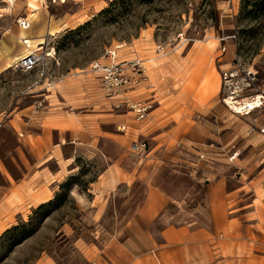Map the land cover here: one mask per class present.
<instances>
[{
  "label": "rangeland",
  "instance_id": "obj_1",
  "mask_svg": "<svg viewBox=\"0 0 264 264\" xmlns=\"http://www.w3.org/2000/svg\"><path fill=\"white\" fill-rule=\"evenodd\" d=\"M13 4L0 3V264H106V253L119 243L133 253L118 264H164L160 231L172 219L134 221L151 185L169 196L172 214L187 218L195 208L210 210V223L221 225L218 239L229 234L231 211L245 202L254 203L253 213L259 207L264 224V99L252 112L237 113L223 100L221 79L224 71L236 73L229 89L236 100L264 95V0H108L55 35L49 17L75 14L83 3L49 4V17L36 22L28 5L24 15ZM22 17L31 26L21 31ZM117 45L127 76L137 80L117 96L131 100L121 107L92 67L108 63L106 51ZM36 49L39 65L21 69L20 57ZM194 49L210 55L186 57ZM249 70L257 72L255 80ZM207 85L208 96L219 86V108L196 116L200 126L191 136L163 143L159 134L166 125L150 112L162 99L187 100ZM135 103L147 108L143 117L130 107ZM46 140L60 144V160L69 158L72 168L48 192L51 199L32 207L16 194V183L50 157L35 147ZM137 140L148 149L130 167ZM112 165L130 177L104 194L95 183ZM50 168H57L55 159ZM141 237L157 247L156 255L152 246H133ZM218 250L214 264L230 260V248ZM254 250L264 256V247Z\"/></svg>",
  "mask_w": 264,
  "mask_h": 264
},
{
  "label": "crops",
  "instance_id": "obj_2",
  "mask_svg": "<svg viewBox=\"0 0 264 264\" xmlns=\"http://www.w3.org/2000/svg\"><path fill=\"white\" fill-rule=\"evenodd\" d=\"M108 0H82V2H76L75 0H66L65 3H83L80 4L77 12L71 14L64 12L62 14L53 15V22L59 25L61 28L71 27L74 17L81 16L85 11L97 12L104 7V4ZM0 3H14L12 6L15 10H18L19 14H24V9L28 5L30 9V3L37 5V10L30 11L33 13L29 18L35 22L42 19H47L46 9L48 7L37 3L38 0H0ZM64 3V2H63ZM38 12V13H37ZM25 15V14H24ZM35 17L33 18V16ZM50 20L48 23H50ZM78 21L76 24H80ZM23 29H21L22 31ZM193 51V49H192ZM210 55L208 50L194 49V53H188L189 56H208ZM199 77H197L198 79ZM221 88V85H220ZM219 86L213 88V95L208 96V85L203 88L202 94L197 97V94L189 99H182L178 96L176 98H166L160 101L159 105L150 113H157L161 116L162 125H166L162 132L159 134L163 143H171L174 141H180L185 136H191L192 130L200 124L197 121L203 116L205 118L211 110L219 108V102L217 101V94L219 93ZM157 99H153L155 101ZM149 113V114H150ZM148 114V115H149ZM156 115V114H155ZM215 124L220 122V118L217 117ZM195 122V125L191 122ZM264 125V122L261 124ZM123 126L127 125L123 124ZM221 123H219V127ZM225 127V126H224ZM120 128V125H119ZM198 128V127H197ZM226 131V129H225ZM207 132L212 134V130L208 129ZM143 134V132H142ZM216 137V134H213ZM194 138V136H193ZM180 144V142H178ZM60 144H50L48 140L44 143H35V147L38 150H48L50 157L42 162L37 172H28L25 177L16 183V194L26 201L30 206L36 207L39 204L51 199L53 195L49 193L53 192L61 178L64 177L66 171H70L72 168V161L69 158H64L63 162L60 160L63 156L62 149L58 147ZM170 145V144H169ZM56 146V147H55ZM55 159L57 168H50L51 160ZM35 173V174H34ZM129 174L124 170L117 167V165L109 166L99 177L95 183L98 185L103 193H107L118 186L120 183L129 179ZM49 192V193H48ZM170 203L169 196L160 190L158 187L151 185L148 188L147 197L138 209L134 221L138 224L149 225L162 217V220H171L164 227L161 228V242L159 243V254L164 264H214L216 260V254L221 253L219 248H230V260H222L217 264H264V256L254 254L255 250L264 247V235L261 234L264 231V224L259 219L260 209L256 206V212L253 213L249 210L248 202H245L243 206L236 207L230 213L229 223L226 224L225 239H218L217 233L221 230V225L217 223H210L212 213L209 210H203L202 214L199 213V208H195L192 212L188 213L187 218H183L180 215H184L181 211L177 214H172L168 210ZM177 211V210H176ZM188 212V211H187ZM208 216V219H202V216ZM253 214V215H252ZM257 214V215H254ZM211 215V216H210ZM210 216V217H209ZM257 216V217H256ZM256 218V219H254ZM157 219V220H156ZM2 220V218H1ZM0 220V224L3 221ZM156 220V221H155ZM259 226L262 227L259 228ZM235 233V234H233ZM135 248L153 247L152 253L156 255V246L149 241L146 243L144 238L132 242ZM126 243L114 244L110 247L106 255L111 262L106 261V264H118V262L124 263L126 256L131 255L133 252L129 251ZM155 246V247H154ZM252 249L253 257H248L249 251ZM129 251V253L127 252ZM124 254L125 256L121 255ZM136 256L135 254H133ZM97 264L98 261H95ZM135 260H132L130 264H134Z\"/></svg>",
  "mask_w": 264,
  "mask_h": 264
},
{
  "label": "built area",
  "instance_id": "obj_3",
  "mask_svg": "<svg viewBox=\"0 0 264 264\" xmlns=\"http://www.w3.org/2000/svg\"><path fill=\"white\" fill-rule=\"evenodd\" d=\"M40 3H42L45 6H49V4L59 3V2H65L66 0H38ZM76 2H82V0H75ZM19 25L22 29H29L31 26V21L28 17H22L18 20ZM121 49V45H117L114 48H109L106 51L105 56L108 58V63H101L99 61L92 64V67L94 70L98 71L100 73V76L102 77V86L107 94H109L112 97H117L121 93L123 89L131 88L136 83L137 80L134 79L132 76L128 77L125 72V67L122 64L123 62L119 61V51ZM42 59V54L40 53V49H36L34 51H31L30 53L20 57V60L18 61V66L21 69L24 70H31L37 67ZM247 77L255 80L257 72L253 70L247 71ZM236 78V73H229L228 71H224L222 74V85H223V92L227 94V97H224L223 100L227 105L231 107V105L228 103V99L234 100V101H244L242 100H236L233 96L230 95L229 89L231 88V85L233 84V80ZM257 96V95H256ZM262 99H264V95H262ZM253 98V97H251ZM117 107L124 106L125 104H128L131 102L128 98L121 99L120 97H117ZM263 102V101H262ZM263 104V103H262ZM38 108L41 106L38 105ZM134 111L140 115V117H143V114L146 112L147 108L142 106L140 103H135L130 105ZM139 119V117H138ZM126 129V126H123V130ZM262 133L264 134V126L261 129ZM148 144L146 141H133L130 150L132 154L134 155V158L130 162V167H134L137 165L143 155L147 152ZM90 264H97L95 261H91Z\"/></svg>",
  "mask_w": 264,
  "mask_h": 264
},
{
  "label": "bare ground",
  "instance_id": "obj_4",
  "mask_svg": "<svg viewBox=\"0 0 264 264\" xmlns=\"http://www.w3.org/2000/svg\"><path fill=\"white\" fill-rule=\"evenodd\" d=\"M30 9L32 11H35L38 8H37V5H35L34 3H30ZM60 29L61 27L53 22L48 31H49V34L55 35L57 34V32L60 31ZM25 43H27L29 48L32 47V43L30 40H26ZM262 98H263L262 95L258 94L257 96H254L253 98L251 97L245 98L244 101H234V100L228 99V103L237 113H242V111L245 109L247 110L246 113H250L256 108H259L262 106V103H263Z\"/></svg>",
  "mask_w": 264,
  "mask_h": 264
},
{
  "label": "trees",
  "instance_id": "obj_5",
  "mask_svg": "<svg viewBox=\"0 0 264 264\" xmlns=\"http://www.w3.org/2000/svg\"><path fill=\"white\" fill-rule=\"evenodd\" d=\"M44 205H45V203L42 204V205H40V206L38 207V209H41Z\"/></svg>",
  "mask_w": 264,
  "mask_h": 264
}]
</instances>
